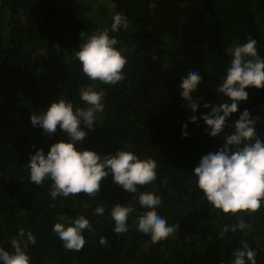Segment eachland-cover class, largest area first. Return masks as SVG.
Returning a JSON list of instances; mask_svg holds the SVG:
<instances>
[{
	"label": "trees",
	"instance_id": "trees-1",
	"mask_svg": "<svg viewBox=\"0 0 264 264\" xmlns=\"http://www.w3.org/2000/svg\"><path fill=\"white\" fill-rule=\"evenodd\" d=\"M117 12L129 20L127 29L112 34L126 54V75L108 86L84 76L75 50L81 33L110 29ZM249 38L264 56V0H0V246L10 250L23 228L37 238L26 244L32 264H231L233 251L244 244L256 251L257 264H264V205L251 215L223 213L207 202L192 175L203 155L224 145L245 109L259 117L256 132L264 140V88L246 89L248 99L217 137L205 131L203 119L189 122L191 115L210 111L205 102L218 105L226 99L215 89L231 59L227 50ZM191 70L202 75L193 94L200 103L195 113L180 100L179 90ZM87 84L105 90V110L77 146L101 154L121 147L156 160L155 182L140 190L158 196V214L179 225L157 244L137 231V217L145 209L111 173L94 197L81 192L56 201L50 181H29L31 154L39 148L47 153L53 143L69 139L59 126L51 136L34 127L32 113L57 98L82 105L78 92ZM115 203L134 208L128 232L121 235L112 230L109 211ZM99 205L105 215L93 214ZM78 215L89 218L93 230L85 231L81 251H69L51 229ZM238 216L251 230L221 236ZM102 236L106 246L99 243Z\"/></svg>",
	"mask_w": 264,
	"mask_h": 264
},
{
	"label": "clouds",
	"instance_id": "clouds-1",
	"mask_svg": "<svg viewBox=\"0 0 264 264\" xmlns=\"http://www.w3.org/2000/svg\"><path fill=\"white\" fill-rule=\"evenodd\" d=\"M128 27L127 16L117 12L112 16L110 29L98 30L87 36L81 33L82 42L75 50V57L89 81L114 86L125 79L123 70L127 57L112 34ZM256 45L257 41L249 38L227 50L231 59L215 89L226 99L218 105L205 102L203 107L210 108V111L200 117H189V122L203 119L207 126L205 131L211 137H217L224 131L228 118L238 112L239 103L248 99L247 88H264V56L260 55ZM201 80V73L191 70L179 86L180 100L187 102L192 113L200 107L193 94ZM78 95L82 105H75L67 98H57L46 109L32 113L30 119L34 127L51 136L59 126L69 139L53 143L47 153L39 148L31 154L26 165L29 181L37 185L50 181L49 194L51 200L56 201L58 197H76L81 192L94 197L100 193L103 179L111 173L113 182L125 191L135 193L140 207L145 209L137 217V231L148 237L152 244L167 239L179 225L169 223L165 216L158 214L162 207L158 196L151 191L140 190L155 182L156 160L141 158L133 150L121 147L107 154L79 148L77 143L87 136L86 129H92L105 110V90L87 84L79 89ZM258 119L248 109L241 112L234 123V132L224 136V145L203 155L192 170L196 187L203 191L212 207L223 213L251 215L264 205V140L256 132ZM187 127V123L182 126L184 137L189 135ZM105 211V207L99 205L93 214L102 216ZM133 211L131 205H111L109 214L114 222L113 232L117 235L128 232V219ZM237 219L236 224L224 226L221 236L228 231L239 230L247 234L251 230L242 216ZM86 230L92 231L93 225L85 215L55 222L51 229L66 250L76 252L81 251L86 243ZM18 236L19 239L11 240L10 250L0 246V264H32L26 244L34 245L37 238L32 231L25 232L23 228L19 229ZM99 243L106 246L108 241L102 236ZM256 255L254 249L244 244L233 251L231 264H257Z\"/></svg>",
	"mask_w": 264,
	"mask_h": 264
}]
</instances>
